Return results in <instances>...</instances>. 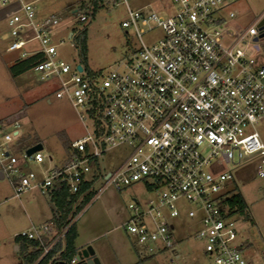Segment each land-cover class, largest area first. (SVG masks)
I'll return each mask as SVG.
<instances>
[{"label": "built area", "instance_id": "1", "mask_svg": "<svg viewBox=\"0 0 264 264\" xmlns=\"http://www.w3.org/2000/svg\"><path fill=\"white\" fill-rule=\"evenodd\" d=\"M233 1L168 0L161 11L150 3L137 9L127 4L122 27L134 48L128 60L103 77L58 57L63 41L56 44L53 33L62 25L60 17L39 18L33 0H0L1 6L18 4L7 17V50L19 51L22 58L43 55L33 75L41 82L58 80L55 97L71 102L86 129L71 143L63 164L37 174L26 167L46 157L43 151L28 156L29 147L11 153L21 128L13 122L0 142V172L9 178L15 197L34 189L50 194L61 183L73 194L87 184L88 191H95L100 181L119 191L144 183L152 198L144 204L133 199L123 227L149 252L170 250L172 262L185 260L174 222L184 217L198 225L195 237L202 243L204 261L194 264H250L238 242L242 216L231 215L223 202L235 190L234 176L215 169L253 160L264 181V141L257 130L264 119V64L251 55L259 19L239 31L226 27L222 12ZM90 13V8L78 9L70 21L87 22ZM229 17L235 13L229 11ZM156 30L162 35L147 42L145 35ZM33 41L39 49H24ZM120 146L131 154L106 172L102 158ZM75 219L61 230L47 224L18 236L40 244L38 264L65 245ZM75 263L74 257L70 264Z\"/></svg>", "mask_w": 264, "mask_h": 264}, {"label": "rangeland", "instance_id": "2", "mask_svg": "<svg viewBox=\"0 0 264 264\" xmlns=\"http://www.w3.org/2000/svg\"><path fill=\"white\" fill-rule=\"evenodd\" d=\"M89 2L90 0H39L35 7L40 15L55 12L61 17L62 24H65L73 18L72 11L75 7L80 9L82 4ZM149 3L161 11L168 0H105L96 12L93 13L90 9L87 22L69 23L62 34L57 35L59 40H63L57 48L58 57L70 64H77L78 50L66 31L86 29V72L92 75L101 73L106 77L121 61L131 57L134 48L132 36L122 27V21L127 15V4L137 9ZM1 7L0 5V9ZM229 11L235 13L234 18L229 17ZM262 13L264 0H236L228 5L222 16L226 27L239 31L252 25ZM161 35L162 32L156 30L145 35L144 39L150 42ZM9 41L7 21L0 18V142L3 134L11 131V123L19 122L20 134L10 144V151L18 154L32 143L41 141L46 157L44 163L26 167L27 170L41 174V169L49 165L63 164L68 158L67 145L82 138L86 129L71 102L67 98L55 97L56 87H59L56 78L41 84L37 73L31 79L25 74L11 76L9 65L13 62V56L6 51ZM251 51V55L259 63H264L261 53L252 48ZM48 98L50 102L47 101ZM88 128L90 131L94 129L92 122H88ZM257 130L264 140V119L260 121ZM27 133L30 135L25 136ZM131 152L126 146L111 149L102 158L101 165L109 172L119 166ZM49 157L53 158L52 162ZM215 169L232 172L235 180L233 192L241 193L248 205L249 217L238 219V242L244 244L243 255L250 264H264V181L257 175L256 161L250 160L239 165H218ZM105 185V181L96 184V196L76 215L77 248L91 246L101 264H194L204 261L202 243L195 237L198 225L184 217L174 222L178 228L176 237L180 240L178 250L185 260L172 262L170 250L149 252L123 226L132 215L129 204L133 199L144 204L152 198V193L144 183H136L121 191L114 186ZM52 207L48 195L37 189L19 198L15 197L9 178H0V264L22 262V250L17 248L18 234L47 222L52 218ZM143 251H146L145 255L142 254Z\"/></svg>", "mask_w": 264, "mask_h": 264}, {"label": "trees", "instance_id": "3", "mask_svg": "<svg viewBox=\"0 0 264 264\" xmlns=\"http://www.w3.org/2000/svg\"><path fill=\"white\" fill-rule=\"evenodd\" d=\"M105 0H90L89 4H82L80 9L89 8L96 12L97 8L104 4ZM93 15V14H92ZM73 40L77 50L79 63L85 66L87 69V33L86 29H74ZM43 60V55H33L27 58H23L13 64L10 67V72L13 77H17L21 74L27 73L32 70L38 63ZM94 74V72L91 71ZM68 144V143H67ZM26 148V147H25ZM71 144L67 145V152L69 154ZM90 185H83L81 190L77 193H70L64 183L57 186L52 195V201H54L55 214L53 221L57 227L61 230L67 226L71 219L79 214L84 207L91 201L95 195L94 191H88ZM230 196H226L223 202L229 209L231 215L238 214L244 218H248V205L246 200L239 192H232ZM78 237L75 224L71 226L67 235L66 242L63 246L60 244L52 252L42 259L38 264H54L57 261L71 262L77 253L76 239ZM23 243V259L22 264H36L42 254V248L40 244L34 240H27Z\"/></svg>", "mask_w": 264, "mask_h": 264}, {"label": "crops", "instance_id": "4", "mask_svg": "<svg viewBox=\"0 0 264 264\" xmlns=\"http://www.w3.org/2000/svg\"><path fill=\"white\" fill-rule=\"evenodd\" d=\"M34 2H35V4H36V2L37 1H39V0H33ZM78 1H81V0H78ZM18 4H16V2H12L11 4H9V5H7V6H2L1 7V9H0V18H4L6 21H7V17L10 15V14H12L13 12H15V11H17L18 10V6H17ZM78 10V8H74L73 9V11H72V13H74L75 11H77ZM36 11H37V9H36ZM37 14H38V17L39 18H42V17H45V16H50V15H54V16H57V14L55 13V12H53V13H51L50 15L48 14V15H40V13L37 11ZM57 17H59V16H57ZM61 18V17H60ZM259 18V17H258ZM257 20V19H256ZM255 20V21H256ZM69 23H74V22H71V21H68L67 23H65V24H62L61 26H59L55 31H54V33H53V41L56 43V44H60V42L61 41H63V40H59V38H58V36L57 35H61L62 34V30L64 29V27H66V26H68V24ZM66 34H67V36L71 39L72 38V36H73V30H67L66 31ZM11 42V38H10V41H9V43ZM37 42V41H36ZM30 42V43H28L26 46H25V48L24 49H26V50H28V51H34V50H37V49H39L40 48V45H39V43L37 42ZM8 48V47H7ZM6 51L9 53V54H11L12 56H13V59H12V63L9 65V71H10V67L13 65V64H15L16 62H18L19 60H21V59H23L21 56H20V52L19 51H14V52H10V51H8L7 49H6ZM262 64H264V63H262ZM10 74H11V72H10ZM25 75H27L28 76V78H33L34 77V75H33V73H32V70H30L29 72H27V73H24ZM24 74H21V75H19V76H22V75H24ZM11 76H12V74H11ZM39 83H44V82H41L40 80H39ZM57 88L58 87H56V90H57ZM55 90V91H56ZM27 98V97H26ZM30 100V99H29ZM47 101L48 102H50L51 100L48 98L47 99ZM15 122V121H14ZM13 123V122H12ZM11 123V124H12ZM260 134V133H259ZM29 136L30 134L29 133H27V134H25V136ZM24 136V137H25ZM261 136V135H260ZM264 141V140H263ZM38 143H41L42 144V142L40 141H38V142H34V143H32L30 146H33V145H35V144H38ZM71 144V143H70ZM30 146H28V147H30ZM67 156H68V152H67ZM67 160V159H66ZM65 160V161H66ZM51 162L53 161V158L51 157V160H50ZM48 167H52V165H49ZM41 171H42V169H41ZM28 193V192H27ZM53 193H54V191L52 192V193H50V194H46V195H48V197H49V199H50V201L52 202V204H53V207H52V218H50L47 222H45V223H43V224H41L40 226H42V225H47V224H53L54 226H56L57 227V225L54 223V221H53V218H54V214H55V206H54V201H52V195H53ZM45 195V194H44ZM34 227V226H33ZM37 227V226H36ZM29 230H31V229H29ZM77 240V239H76ZM17 241H18V246H17V248H20L19 250H23V243L24 242H28L26 239H23V238H20L19 236L17 237ZM76 248H77V246H76ZM79 249H81V248H77V250H79ZM23 259V258H22ZM20 264H22V262L20 263Z\"/></svg>", "mask_w": 264, "mask_h": 264}, {"label": "water", "instance_id": "5", "mask_svg": "<svg viewBox=\"0 0 264 264\" xmlns=\"http://www.w3.org/2000/svg\"><path fill=\"white\" fill-rule=\"evenodd\" d=\"M257 19H259L257 23V28L259 33L254 38V42L256 43L255 49L257 52L261 53V55L264 56V13H262ZM77 68L79 71L83 70V67L80 64L77 66ZM17 134L18 133H16V135ZM43 149H44L43 144L38 143L29 147L26 150V154L28 156H31L35 152L43 151ZM0 178L1 179L4 178L1 172H0ZM75 260H76L75 264H101L100 260L96 256L95 251L91 246H87L85 248H81L77 250V253L75 255ZM54 264H70V263L66 261H57Z\"/></svg>", "mask_w": 264, "mask_h": 264}, {"label": "clouds", "instance_id": "6", "mask_svg": "<svg viewBox=\"0 0 264 264\" xmlns=\"http://www.w3.org/2000/svg\"><path fill=\"white\" fill-rule=\"evenodd\" d=\"M70 263V262H69Z\"/></svg>", "mask_w": 264, "mask_h": 264}]
</instances>
